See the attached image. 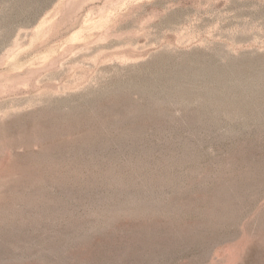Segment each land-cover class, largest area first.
Instances as JSON below:
<instances>
[{"label": "rangeland", "instance_id": "obj_1", "mask_svg": "<svg viewBox=\"0 0 264 264\" xmlns=\"http://www.w3.org/2000/svg\"><path fill=\"white\" fill-rule=\"evenodd\" d=\"M0 264H264V0H0Z\"/></svg>", "mask_w": 264, "mask_h": 264}]
</instances>
